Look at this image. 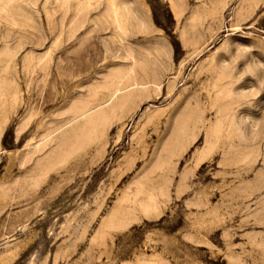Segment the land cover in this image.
<instances>
[{"label": "rangeland", "instance_id": "374dc122", "mask_svg": "<svg viewBox=\"0 0 264 264\" xmlns=\"http://www.w3.org/2000/svg\"><path fill=\"white\" fill-rule=\"evenodd\" d=\"M0 264H264V0H0Z\"/></svg>", "mask_w": 264, "mask_h": 264}]
</instances>
